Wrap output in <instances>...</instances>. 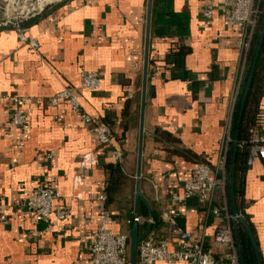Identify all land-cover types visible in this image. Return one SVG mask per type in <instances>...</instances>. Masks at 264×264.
<instances>
[{"label":"crops","instance_id":"1","mask_svg":"<svg viewBox=\"0 0 264 264\" xmlns=\"http://www.w3.org/2000/svg\"><path fill=\"white\" fill-rule=\"evenodd\" d=\"M223 1H152L149 56L165 58L173 41L184 43L191 51L185 59V79L171 77L166 66L154 65L150 70L148 66L140 182L145 200H140L137 211L139 216L153 219L150 224L138 222L139 234L150 225L143 239H166L170 250L178 249L180 239L169 222L174 215L196 239L204 240L218 260L235 251L230 244L218 242L214 230L224 224L233 228L226 168V154L233 145L226 147L224 140L229 126L231 131L246 61L239 44L240 30L222 17ZM147 3L64 0L53 4L25 27L27 40L36 41V48L22 42L15 28L0 27V215H6L0 219V264H88L91 235L103 207L110 215V228L129 234L127 220L134 214L135 203ZM208 5L213 6L211 19L203 14ZM166 12L189 15L187 35L177 36L174 29L165 27H160L163 34L153 33V15ZM82 67L100 73L101 87L83 90L80 100L86 112L111 128L109 146L98 143L91 133L92 123L83 122L66 102L49 103L65 85L79 84ZM15 96L29 98L19 104L28 114L24 128L11 122ZM255 123L263 132L264 91ZM163 130L172 132L175 140L160 136ZM117 147L123 150V181L107 203L89 199L95 192H104L110 176L108 165L115 163L111 151ZM221 158L225 159L226 184L218 190L215 204L227 211L207 215L196 196L186 204L172 201L198 161L215 168ZM241 179L244 210L264 264V160L255 158L246 165ZM40 183L56 188L61 194L57 203L71 210L64 224L51 225L43 234H39L45 229L42 220L20 205L25 192Z\"/></svg>","mask_w":264,"mask_h":264},{"label":"built area","instance_id":"2","mask_svg":"<svg viewBox=\"0 0 264 264\" xmlns=\"http://www.w3.org/2000/svg\"><path fill=\"white\" fill-rule=\"evenodd\" d=\"M61 1L64 0H1L0 27L15 28L22 42H27L31 47L36 48L37 42L27 40L25 27L21 25V22L41 14L47 7ZM259 2L260 0H224L220 8L225 22L238 28L241 32L239 44L244 52V60L255 28ZM203 14L205 18L211 19L213 6L208 5ZM12 19H16V21L13 22ZM100 87V73L97 70L82 67L79 84L65 85L49 98V103L57 106L61 102H66L73 112L79 114L83 122L92 123L91 133L98 143L102 146H109L113 142L111 128L104 122L95 120L81 107L80 93L83 90H98ZM28 99L25 96L13 97L15 105L11 113V122L21 128L26 126L28 114L21 109L19 104ZM224 142L226 147L232 142L230 126ZM250 143L248 164H251L255 158L264 160V131H260L255 126L251 133ZM122 157L123 150L121 148L117 147L111 151V159L114 162L121 161ZM224 162L225 159L221 158L219 160L220 165L214 168L205 161H198L191 176L183 183L182 192L180 194L174 193L171 197L172 201L178 204H186L188 199L196 196L198 202L204 206L207 215L219 216L227 211L226 208H221L215 204L218 190L226 184V174L222 168ZM60 197L61 194L56 188L42 183L25 192V197L22 198L20 205L24 206L27 212L37 215L45 224V229L39 231V234H43L51 225L64 224L70 218V208L57 203ZM89 199L105 204L107 195L104 192H95L89 196ZM99 216L98 227L91 235L88 264H130L129 234L114 232L110 228V215L105 207L100 210ZM0 219H6V215L1 214ZM143 220L149 224L153 222L150 216L143 218L138 214H133L132 218H128L127 223L132 225L134 222ZM169 222L173 232L180 239V247L176 250H170L166 239H142L138 244L137 264H154L159 261L169 264L177 261H185L188 264H240L231 224L218 226L214 230V237L218 242L230 244L235 249L233 254L225 260H218L212 251L206 249L203 239H196L190 230L177 223L176 216H171ZM61 227L63 229L62 235L66 236L65 227Z\"/></svg>","mask_w":264,"mask_h":264},{"label":"trees","instance_id":"3","mask_svg":"<svg viewBox=\"0 0 264 264\" xmlns=\"http://www.w3.org/2000/svg\"><path fill=\"white\" fill-rule=\"evenodd\" d=\"M38 15L23 20L21 22V25L23 27H26V25L36 20ZM263 23H264V0H260L255 28L246 55L244 73L240 83V88L237 94V98L235 101L233 114H232V127L230 131L232 145L235 136V130L237 127L236 123L238 119L239 110L241 107L243 93L247 84V79L250 73L251 65L259 41ZM152 27H153V33L155 34H159V35L163 34L160 27L161 28L165 27L168 28V30L174 29L175 35L183 37L187 35L189 32V15L186 13H178V12L157 13L152 17ZM190 51L191 48L185 45L184 43L173 41L170 46V51L169 53H167V56L165 58L163 59L155 58L152 54H150L149 64H148L149 70L154 65H162L171 69V77L185 79L186 78L185 59ZM263 86H264V39L257 58L252 81L250 84V89L245 100L242 119L239 125V134H238L236 154H235V186H234L235 200L241 214L244 216L245 220L247 221L251 229H253V227L250 221L248 220V216L245 213L243 201H242L243 190L241 189L242 186L241 178L246 165H248L247 161L251 146L250 138H251L252 130L256 124L255 122H256V115L258 110V103L264 91ZM159 135L170 142L175 140V137H173L172 132L168 130H163L159 132ZM232 162H233V147H231L226 154V168L229 171V176L231 174ZM108 170L110 176L104 190V193L107 195L106 203L110 200L112 194L116 191V189L118 188V186L125 177V171L123 169V161L121 160L119 162L110 163L108 165ZM227 194H228V210L229 212H231L232 211L231 187L228 181H227ZM132 216L133 214L130 216V218H132ZM177 223L181 225L178 221ZM239 236H240L241 249L245 264H257L251 238L249 237L244 225L241 223L239 224Z\"/></svg>","mask_w":264,"mask_h":264},{"label":"water","instance_id":"4","mask_svg":"<svg viewBox=\"0 0 264 264\" xmlns=\"http://www.w3.org/2000/svg\"><path fill=\"white\" fill-rule=\"evenodd\" d=\"M152 1L148 0L147 3V15H146V33H145V46H144V60H143V73H142V89H141V109H140V127H139V141H138V152H137V169H136V188H135V203H134V214H137L139 202L140 200H145L142 192H141V165H142V149H143V135H144V113H145V97H146V88H147V80H148V64H149V44H150V27H151V12H152ZM13 22L16 19H12ZM264 39V23L262 26V30L260 33L259 41L257 44V48L254 54L253 62L251 65L250 73L247 79V84L243 93L241 107L238 114L237 119V127L235 130V136L233 139V162L231 166V174H230V187H231V209H232V221H233V232L235 237V244L237 247V253L239 256L240 264H245L241 243H240V236H239V224H243L249 237L251 238L254 251L257 258V263L261 264L257 244L255 242V238L253 236V232L248 225L247 221L245 220L244 216L241 214L235 200V154H236V147H237V139L239 134V125L242 119L243 108L245 104V100L247 94L250 89V84L252 81L254 69L256 66L257 58L260 52V48ZM150 230V225H148V229L144 234H139L138 231V222H134L129 229V239H130V255H129V263L130 264H137V256H138V244L139 242L148 234Z\"/></svg>","mask_w":264,"mask_h":264},{"label":"rangeland","instance_id":"5","mask_svg":"<svg viewBox=\"0 0 264 264\" xmlns=\"http://www.w3.org/2000/svg\"><path fill=\"white\" fill-rule=\"evenodd\" d=\"M232 143V142H231Z\"/></svg>","mask_w":264,"mask_h":264}]
</instances>
